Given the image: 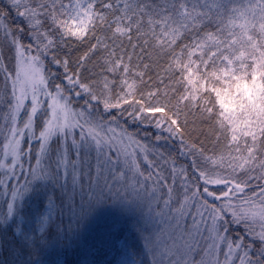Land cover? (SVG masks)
<instances>
[{
  "label": "snow or ice",
  "instance_id": "obj_1",
  "mask_svg": "<svg viewBox=\"0 0 264 264\" xmlns=\"http://www.w3.org/2000/svg\"><path fill=\"white\" fill-rule=\"evenodd\" d=\"M0 32L12 157L0 162V264H39L20 258L59 241L64 214L71 222L77 209L89 224L121 217L133 237L148 232L143 219L157 220L156 235L144 237L152 264H264V0H7ZM84 44L70 60L71 46ZM49 55L62 75L46 74ZM52 77L61 79L54 93ZM41 94L52 115L37 135ZM73 95L84 98L79 110ZM114 109L157 129L156 143L120 126ZM25 130L35 156L22 147ZM169 140L191 157V173L156 146ZM118 252L123 264H144L137 243Z\"/></svg>",
  "mask_w": 264,
  "mask_h": 264
},
{
  "label": "trees",
  "instance_id": "obj_2",
  "mask_svg": "<svg viewBox=\"0 0 264 264\" xmlns=\"http://www.w3.org/2000/svg\"><path fill=\"white\" fill-rule=\"evenodd\" d=\"M64 2L68 3V0H64ZM224 2L230 3L232 6L236 7L247 4V0H224ZM2 4L5 3L0 0V6H2ZM97 6L99 7V5ZM17 22L19 21L17 20ZM98 34L101 33L98 32ZM20 36L24 44H28L31 42V38L27 35V33H20ZM71 47L72 51L69 58L70 60H75L87 49V44L79 46L72 45ZM0 50L4 52L5 57L8 56V43L4 40L2 32H0ZM67 51L68 47H65L60 52V55L63 57L65 52ZM129 51H131V49H129ZM43 59L46 65V74L50 70L51 72L57 73L58 76L62 75L63 69L58 68L57 66L50 63L51 55L47 56V58L44 57ZM93 60H95V57L93 58ZM5 62L8 64L9 68L12 67V64L8 62L7 59ZM133 63H135V57L133 59ZM89 68H92V64H89ZM92 70L94 72H99L100 68L95 67L92 68ZM157 71L158 69L153 68L149 71V75L155 77ZM88 75V72H84V76ZM145 79H147V76L145 77ZM54 83H61V79L52 77V81L50 82V89L51 91H53V93L54 88L52 87V85ZM2 97L3 73L0 72V152L3 145L5 144L3 136H5L6 132L8 133V128L11 126L10 122H8L7 124L5 121V116L8 114L9 110ZM72 100V106L76 109H79L80 106H82V104L80 103L81 101L84 103V98H81L80 102H75L74 97H72ZM94 106L99 109V112L102 113V105ZM42 112L44 114L43 116H45L43 118L44 121L48 115V102L44 103ZM26 119L27 111L20 119V124L23 125V122ZM39 120L41 121V118ZM39 120H37L36 123H38ZM2 123L7 124L4 125L7 128L5 127V129H2ZM39 126L40 124H37V129L39 128ZM202 127L205 130L208 129L207 124L202 125ZM138 137H141V133L138 135ZM32 207L35 208L36 204H32ZM78 210L79 209H77V212ZM69 215L70 214L65 213L62 218L63 223L60 226L61 235L59 241H56L54 239L51 246L40 253L34 252L31 257L27 255L22 256L20 258L21 262L31 259L33 261H38L39 264H123V262L126 261V257L120 255L118 250L123 248L125 240H127L129 243H137L138 246L144 249V254L140 257H137V260L142 259L144 261V264H152V258L149 254L148 247L146 246V241L144 239V237H147L150 234L149 230L148 232H141L139 229H136V231L138 232V237H133L132 233L128 231L129 224L121 217L108 215L97 220L95 224H93V222L89 224L87 223V209H85V211L80 215L72 216L71 222H69ZM80 217H84L85 219L81 220L80 224H78L77 221L78 219H80ZM57 223H59V221H57ZM83 226L89 227L88 230L84 231ZM143 227H145L144 224ZM81 229L83 231V234L80 231ZM63 230H67V237H65V235L63 234ZM77 230L78 234H75L77 233Z\"/></svg>",
  "mask_w": 264,
  "mask_h": 264
},
{
  "label": "rangeland",
  "instance_id": "obj_3",
  "mask_svg": "<svg viewBox=\"0 0 264 264\" xmlns=\"http://www.w3.org/2000/svg\"><path fill=\"white\" fill-rule=\"evenodd\" d=\"M1 1L4 2L5 4L7 3V0H1ZM33 54H35V53L33 52ZM45 58H47V57H45ZM49 91H51L50 87H49ZM73 97L75 98V102H80L81 101V98H78V97H75V96H73ZM39 101H40V108H39V111H38L37 116H36V121L39 120L40 118H41V121L39 120L38 123H36V134L37 135L39 134V130H40V127L42 125L43 118L45 117V116H43L44 114L42 112L44 103L45 102H48V104L51 103V98L46 96V95L41 94L39 96ZM80 103L82 105L84 104L82 101ZM93 103L95 105V102H93ZM125 107H127V106H125ZM30 109H31V93L29 94V99L27 101H25V109H22L20 114H19V117H18V120H17V124H18L19 127H23V125L20 124V119L24 116L26 111H30ZM77 110H79V109H77ZM102 112H103V110H102ZM117 112H118V110H115V109L112 110V114L113 115H117V122H118V124L120 126L127 128L128 132H130V133H135L136 137L138 139H140L142 142L148 143L149 145H153V144L156 143L155 140H154V135L157 134V132H158L157 129H155L154 127H151V126L141 125V124H139V122L133 123L132 120L127 116V113H124L123 115H119V114H117ZM51 115H52L51 109L48 108V115H47L46 119L51 118ZM106 119H110V116H106ZM7 124L2 123L1 124L2 127H3L2 129H5L6 126H4V125H7ZM37 124L38 125L40 124L38 129H37ZM112 127H115L117 132L120 131V128L117 127L116 124H113ZM139 131L141 133V137H138V135L140 134ZM25 132H26V134H25V136H24V138L22 140V147L26 150L28 148L29 144H31L32 149H33L32 156H35V150L38 148V141L35 138H32L31 140H29V134L27 133V130H25ZM78 132H79V130L77 129V134H78ZM150 133H151V135H150ZM161 134L167 136V133H161ZM8 135H9V132L8 133L6 132L5 136H3V139L5 140V143L7 142L5 138ZM109 135H111V133H109ZM156 146L158 148H160L161 150H164L166 152H171L174 156H176L178 166L179 165L189 166L188 170L191 173V171H192V169L190 167L191 157H189L187 155H180L179 154V140H169L167 142L161 141ZM210 146H211V144H208V147H210ZM11 159H12L11 155L7 156V158L5 157L4 145H3L2 150L0 152V162H3L5 164H9L11 162ZM22 159L25 161L24 169L26 171L28 169V167H29L28 158L27 157H22ZM30 163L32 165H34L35 164V160L32 159L30 161ZM141 163H143L142 158H141ZM17 174L18 175L20 174V169L19 168H17ZM20 179H21V182H23L24 177L21 176ZM177 187H179V184L177 185ZM210 187H212L213 190H218V186H210ZM2 201H3V196L0 195V203H2ZM217 203H219V202H217ZM77 213H78V215L82 214V212H80V210H78ZM108 215H111V214H106L103 217H106ZM142 222H143L144 226L149 230V232L153 236L156 235V233L159 231V228L162 226L161 224H159L157 222V220L143 219ZM95 223H96V221L93 222V224H95ZM88 228L89 227H84L83 226V230L84 231H87ZM80 231L83 234L82 229ZM148 251H149V254L151 255V258L153 260L152 252H151V250L149 248H148Z\"/></svg>",
  "mask_w": 264,
  "mask_h": 264
}]
</instances>
